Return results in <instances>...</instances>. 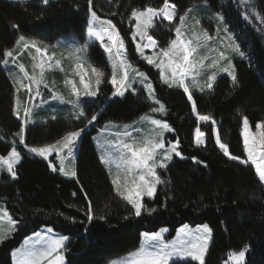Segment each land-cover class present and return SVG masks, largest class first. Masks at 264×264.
<instances>
[{
  "label": "trees",
  "instance_id": "16d2710c",
  "mask_svg": "<svg viewBox=\"0 0 264 264\" xmlns=\"http://www.w3.org/2000/svg\"><path fill=\"white\" fill-rule=\"evenodd\" d=\"M201 1L170 0L177 4L179 12ZM253 2L264 15V0ZM162 3L163 0H93V10L101 19H111L117 25L128 41L129 58L152 80L157 97L168 109L162 118L175 129L167 136L171 140L180 139V147L186 157L174 158L164 173V178L170 183L158 188L154 202H147L158 211L127 221L123 219L130 206L112 191L109 175L100 163L91 140V135L106 122L133 121L149 112L153 105L145 99L146 93L142 89L139 96L129 93L125 98H116L105 105L104 100L112 91L111 85L105 83L103 95L85 105L89 118L98 111L100 114L98 121L79 141L75 160L77 178H66L51 171L46 161L29 155L23 146L17 144V150L22 152V161L17 166L18 178L13 180L5 173L1 176L0 206L6 207L14 218L22 222L10 238L0 243V264H12L11 251L41 227H52L55 232L71 237L65 253L66 264H106L109 259L134 249L143 231L166 227L171 237L183 223L203 222L213 230L206 264H221L229 251L241 250L246 245L245 264H264V185L259 182L251 165L231 161L218 150L210 123L200 124L206 133L205 145H195L197 121L186 95L181 89L162 85L158 71L138 58L131 43L133 21L129 17L132 9L159 7ZM208 5L225 16L249 58L235 61L239 88L233 89L229 77L219 76L211 92H194V100L201 114H212L218 122L219 134L229 144L232 154L243 155L239 135L241 114L247 115L252 123L264 120V31H260L264 25L254 19L245 21L239 0H208ZM87 8V0H50L47 6L41 0H0V60L3 51L12 47L21 34L49 44L68 37L83 43ZM12 24L18 25V29H13ZM151 34L161 46H166L173 36L159 24ZM90 57L95 66L104 68L110 75L105 54L98 44L91 47ZM13 92L12 80L0 65V155H7L13 140L18 139L15 134L19 131V123L11 113ZM85 123L83 119L77 121L70 117L45 118L28 126L26 142L29 146H44L67 130L82 128ZM193 157L204 161L207 166L194 163ZM81 186L93 201L97 216L105 215L106 222L99 219L91 224L86 222L83 214L86 202L80 192ZM73 192L77 193L75 197ZM166 194L165 210L160 205ZM65 216L75 217L77 222L70 223ZM177 264L197 263L177 260Z\"/></svg>",
  "mask_w": 264,
  "mask_h": 264
},
{
  "label": "snow or ice",
  "instance_id": "6c2138e0",
  "mask_svg": "<svg viewBox=\"0 0 264 264\" xmlns=\"http://www.w3.org/2000/svg\"><path fill=\"white\" fill-rule=\"evenodd\" d=\"M23 2V0H19ZM50 0H41L45 6ZM246 5L243 19L248 22L259 21L264 25V15L257 10L253 0H240ZM205 6L208 0H203ZM87 18L85 39L78 43L73 38L72 43L66 44L64 51L58 56L55 51L49 54V45L42 39L26 37L21 34L15 40L12 48L3 51L4 59L0 64L11 62L18 72L10 74L12 80L13 100L11 113L19 123V131L7 155H0V173L6 172L13 180L18 178V165L22 161V152L17 150V144L23 146L28 153L48 161V167L53 172L75 179L78 171L75 166V151L82 136L99 119L100 112L89 118L85 111L88 102H94L102 93V86L111 85V94L106 97L104 104L116 98H125L127 94L139 96L140 90L146 93L145 99L152 105L149 112L139 117V123L145 127H136L138 122L125 123L123 131L114 133L115 139L101 141L93 137L100 149L99 161L107 170L112 191L115 196L125 201L130 209L123 217L124 220L152 215L157 207H150L148 201H155L158 188L166 186L170 180L164 178L174 158L185 159L181 150L179 138L170 140L166 133H174L166 119L168 109L157 98L152 80L145 71L134 66L129 59L128 41L121 34L117 25L111 19H101L93 10V0H87ZM195 9L187 8L180 14L176 3L163 0L159 7L146 6L143 9L133 8L129 17L131 24V43L135 45L138 58L148 66L159 71V81L169 89H182L191 104V112L197 121L194 131V143L203 146L206 143V133L200 124H211V133L215 146L229 160L251 167L261 184H264V120L255 123V131L250 127L249 117L241 114L239 135L242 139L243 155H234L228 143L222 140L218 131V122L212 114H201L194 100V91L204 93L214 89L220 74H227L233 89L240 87L234 58H249L238 42L236 35L229 28L225 16L221 12L212 14L210 19L216 22L215 33L211 34L201 25V19L191 16ZM191 16L192 23L189 24ZM39 18V17H38ZM159 24L174 36L161 46L160 41L151 34V30ZM13 29L18 25L12 24ZM264 31V29H260ZM64 44V41L58 42ZM98 44L106 56L110 66V75L104 68L94 66L90 57V49ZM52 47H56L53 45ZM27 51L31 57V72L25 64L20 63L18 56ZM16 52V55H14ZM203 53V54H202ZM69 61L68 68L63 61ZM59 70L64 74L63 87L67 96L57 90V82L49 81L48 74ZM26 93V99L21 94ZM39 101V103H37ZM58 101L61 105L71 106L72 116L77 121L86 123L82 128L67 130L54 142L44 146H29L26 142V129L34 124L33 115L36 110L49 102ZM55 111V110H54ZM239 113L240 110L237 109ZM51 119H59L53 115ZM120 127L113 121H108L104 129ZM102 129V133H103ZM2 139V137H0ZM55 157V161L51 158ZM246 157V158H245ZM194 163L207 166L204 161L192 158ZM77 183L79 181L77 180ZM80 192L86 202L83 214L88 224L94 220L106 222V216H97L93 201L88 192L81 186ZM72 195L75 197L76 192ZM167 194L160 207L166 210ZM76 207V205H71ZM39 211V210H38ZM63 216V213H58ZM70 223H76L75 217H64ZM16 218L6 207L0 206V243L12 236L19 226ZM84 223V221H80ZM169 230L161 227L155 231L140 233L139 244L121 259H112L109 264H177L178 261L191 260L197 264H206L213 230L207 224L190 227L184 223L176 229L171 239L165 238ZM69 235L59 234L52 227L37 231L26 237L20 247L10 253L12 264H66V251ZM248 246L238 251H229L224 264H245Z\"/></svg>",
  "mask_w": 264,
  "mask_h": 264
},
{
  "label": "rangeland",
  "instance_id": "374dc122",
  "mask_svg": "<svg viewBox=\"0 0 264 264\" xmlns=\"http://www.w3.org/2000/svg\"><path fill=\"white\" fill-rule=\"evenodd\" d=\"M9 1H12V2H19V0H9ZM24 1V0H23ZM240 1V0H239ZM240 6H241V8L243 9V11H242V15H243V13L245 12V9H246V5H244V4H241V2H240ZM189 7H193L195 10L192 12V14H191V16H195L196 18H199V19H201V25H202V27L203 28H206V29H208L209 31H210V33L211 34H214L215 33V29H216V22H215V20L214 19H210L211 17H212V14L213 13H216V12H219V11H217V10H215V9H213L212 7H210L208 4H207V6H205V4L203 3V1H201V2H198V3H194V4H192L191 6H189ZM188 7V8H189ZM187 9V8H186ZM185 9V10H186ZM185 10H183V11H181L180 12V14H183L184 13V11ZM191 16L189 17V24H191L192 23V20H191ZM133 23H134V21H133ZM173 36H174V33H173ZM18 38V37H17ZM32 38H35V37H32ZM72 40H73V37H68V38H63V39H58L57 41H55V42H53L52 44H49V43H46V44H48L50 47H49V54H51V52H53V51H55L56 53H57V55L59 56L60 55V53L62 52V51H64V47H65V45L66 44H70V43H72ZM60 41H64L65 43L64 44H59L58 42H60ZM78 42V41H77ZM79 43V42H78ZM53 45H55L56 47H52ZM14 46V45H13ZM12 46V47H13ZM12 47H10V48H12ZM134 47H135V45H134ZM203 54V53H202ZM14 55H16V52H14ZM106 57V56H105ZM4 59V57L0 60V61H2ZM130 59V58H129ZM238 59H240V57H235L234 58V64H235V61L236 60H238ZM18 60H19V62L20 63H23V64H25V66H26V69L29 71V72H31V63H32V61H31V57L28 55V53H27V51H25V52H23V53H21L19 56H18ZM131 60V59H130ZM132 61V60H131ZM133 62V61H132ZM134 63V62H133ZM1 65V67H3L4 68V70L7 72V74L9 75V77H10V74H12V73H15V72H18V69L11 63V62H9L7 65H4V64H0ZM68 65H69V61H67V60H64L63 61V66L67 69L68 68ZM95 66V65H94ZM134 66L135 67H137V68H139L140 69V67H139V65H137V64H135L134 63ZM109 68H110V66H109ZM140 70H142V69H140ZM156 70V69H155ZM143 71V70H142ZM156 71H158V70H156ZM158 73H159V71H158ZM63 76H64V74L63 73H61L59 70H56L55 72H52V73H49L48 74V79H49V81H56L57 82V90L58 91H60V92H62V94H64L65 96H67V91L64 89V87H63ZM220 76H227V74H220ZM219 77V76H218ZM182 90V89H181ZM194 92H198V91H194ZM21 96H22V99H26V93H22L21 94ZM158 98V97H157ZM159 99V98H158ZM162 102V101H161ZM37 103H39V101H37ZM163 103V102H162ZM154 106V105H153ZM55 110V111H54ZM148 113V112H147ZM144 114H146V113H144ZM144 114H142V115H144ZM53 115H56V116H58V117H63V118H65V117H70V118H75L74 116H72V110H71V106H69V105H61L58 101H54V102H49L47 105H45V106H43V107H41V108H39V109H37L36 110V112H35V114L33 115V120L35 121V123H37V122H39V121H42L43 119H45V118H51ZM157 115V118H162L159 114H156ZM163 119V118H162ZM134 121H136V122H138L139 121V117L137 118V119H135V120H133V121H129V122H114V124H116V125H120V127H109V128H107V129H104V125L106 124H104L102 127H100V128H98V130L96 131V132H94L92 135H91V140H92V143H93V146H94V148H95V151H96V153H97V155H98V157H99V155H100V149L97 147V142H96V140H94L93 139V137H97V138H99L101 141H103V140H106V139H115V136H114V133H116V132H122L123 131V128H122V125L123 124H125V123H133ZM250 121V120H249ZM257 122V121H256ZM256 122H254V123H252V122H250V127H251V129L253 130V131H255V123ZM136 127H145L144 125H142V124H140L139 122L136 124ZM102 129L104 130L103 131V133H102ZM167 134L168 133H166L165 135H166V137L168 138V139H170L168 136H167ZM171 140V139H170ZM79 145V144H78ZM77 150H78V148H77ZM77 150L75 151V153H74V155H75V160H76V153H77ZM29 155H31V156H34V155H32L31 153H29ZM36 157V156H35ZM246 158V157H245ZM53 161H55V157L53 156L52 158H51ZM45 161V160H44ZM47 163H48V161H46ZM106 170V169H105ZM107 171V170H106ZM6 175H8L6 172H4ZM4 173H0V178H1V176L4 174ZM108 173V172H107ZM62 176V175H61ZM67 178V177H66ZM264 185V184H263ZM205 222H203V223H197V224H189L190 225V227H195V226H197V225H200V224H204ZM184 224V223H183ZM183 224H181V225H183ZM180 225V226H181ZM180 226H178L177 228H179ZM46 228H48V227H41L40 229H38L37 231H44ZM176 228V229H177ZM160 229V228H159ZM158 229V230H159ZM168 229V228H167ZM169 230V229H168ZM37 231H35V232H37ZM35 232H33V233H31V234H29L28 236H30V235H33ZM175 232H176V230H175ZM168 233H169V231L167 232V233H165V238L166 239H171L172 238V236L171 237H169V235H168ZM59 234H61V233H59ZM174 235H175V233H174ZM173 235V236H174ZM28 236H26V237H28ZM25 237V238H26ZM24 238V239H25ZM24 239L22 240V242L17 246V247H20L21 245H22V243H23V241H24ZM211 242V241H210ZM139 244V243H138ZM138 246V245H137ZM136 246V247H137ZM16 247V248H17ZM135 247V248H136ZM134 248V249H135ZM134 249H132V250H134ZM127 254V252L126 253H124V254H122V255H119V256H116V257H113V258H111V259H109V261L110 260H112V259H121L124 255H126ZM227 259V257L224 259V260H222V262H221V264H224V261ZM177 260H178V258H177ZM109 261L106 263V264H109ZM171 263V262H170ZM197 263V262H196Z\"/></svg>",
  "mask_w": 264,
  "mask_h": 264
}]
</instances>
